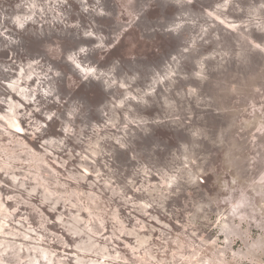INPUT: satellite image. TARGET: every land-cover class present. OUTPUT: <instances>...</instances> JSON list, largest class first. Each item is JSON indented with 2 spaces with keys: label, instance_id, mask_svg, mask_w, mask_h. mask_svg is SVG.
Masks as SVG:
<instances>
[{
  "label": "rangeland",
  "instance_id": "obj_1",
  "mask_svg": "<svg viewBox=\"0 0 264 264\" xmlns=\"http://www.w3.org/2000/svg\"><path fill=\"white\" fill-rule=\"evenodd\" d=\"M0 264H264V0H0Z\"/></svg>",
  "mask_w": 264,
  "mask_h": 264
}]
</instances>
